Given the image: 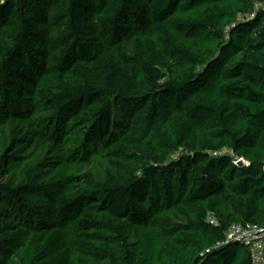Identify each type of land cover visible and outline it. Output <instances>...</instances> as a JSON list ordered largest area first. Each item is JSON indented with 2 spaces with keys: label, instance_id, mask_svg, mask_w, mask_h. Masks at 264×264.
Here are the masks:
<instances>
[{
  "label": "trees",
  "instance_id": "1",
  "mask_svg": "<svg viewBox=\"0 0 264 264\" xmlns=\"http://www.w3.org/2000/svg\"><path fill=\"white\" fill-rule=\"evenodd\" d=\"M247 223L264 0H0V264H255Z\"/></svg>",
  "mask_w": 264,
  "mask_h": 264
},
{
  "label": "built area",
  "instance_id": "2",
  "mask_svg": "<svg viewBox=\"0 0 264 264\" xmlns=\"http://www.w3.org/2000/svg\"><path fill=\"white\" fill-rule=\"evenodd\" d=\"M234 162L249 164L243 157H235ZM211 222L216 223L214 220ZM227 239L237 240L246 245L250 250L252 261L255 264H264V226L256 223L235 225L227 233Z\"/></svg>",
  "mask_w": 264,
  "mask_h": 264
},
{
  "label": "water",
  "instance_id": "3",
  "mask_svg": "<svg viewBox=\"0 0 264 264\" xmlns=\"http://www.w3.org/2000/svg\"><path fill=\"white\" fill-rule=\"evenodd\" d=\"M243 244V243H242Z\"/></svg>",
  "mask_w": 264,
  "mask_h": 264
}]
</instances>
